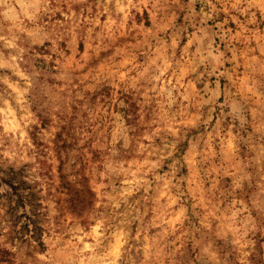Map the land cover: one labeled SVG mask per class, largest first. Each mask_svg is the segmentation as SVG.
<instances>
[{"label":"rangeland","instance_id":"obj_1","mask_svg":"<svg viewBox=\"0 0 264 264\" xmlns=\"http://www.w3.org/2000/svg\"><path fill=\"white\" fill-rule=\"evenodd\" d=\"M0 264H264V0H0Z\"/></svg>","mask_w":264,"mask_h":264}]
</instances>
